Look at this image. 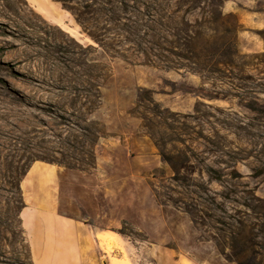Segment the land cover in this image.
<instances>
[{
    "label": "rangeland",
    "instance_id": "1",
    "mask_svg": "<svg viewBox=\"0 0 264 264\" xmlns=\"http://www.w3.org/2000/svg\"><path fill=\"white\" fill-rule=\"evenodd\" d=\"M70 1L111 50L0 0V103L29 128L0 170V264H32L19 217L32 163L56 170L58 214L129 242L100 237L115 264L152 249L264 264V0H126L127 33L106 0Z\"/></svg>",
    "mask_w": 264,
    "mask_h": 264
},
{
    "label": "crops",
    "instance_id": "2",
    "mask_svg": "<svg viewBox=\"0 0 264 264\" xmlns=\"http://www.w3.org/2000/svg\"><path fill=\"white\" fill-rule=\"evenodd\" d=\"M36 10L40 6L58 27L76 30L83 35L72 15L53 0H26ZM38 12V11H37ZM57 172L40 163H32L21 181L23 207L19 213L21 227L32 264H115L104 250L100 237L112 248L121 247L129 253V242L110 230L92 228L89 224L58 214L54 193ZM151 250V249H150ZM149 264H197L180 254L152 249ZM117 260H124L117 252ZM143 264V263H142ZM147 264V261L146 263Z\"/></svg>",
    "mask_w": 264,
    "mask_h": 264
},
{
    "label": "trees",
    "instance_id": "3",
    "mask_svg": "<svg viewBox=\"0 0 264 264\" xmlns=\"http://www.w3.org/2000/svg\"><path fill=\"white\" fill-rule=\"evenodd\" d=\"M56 3H60L62 9L68 11L76 21V23L81 27L83 32H85L91 39L99 43L102 47L107 48L109 50L110 46L108 47L107 44L104 42V36L100 32V30L95 29L94 27L90 28L89 24L87 23V16L89 14L93 15L92 11L89 12V6L83 5L80 7H75L71 5L70 0H53ZM105 7H101L98 11L103 14V18L106 23L112 24L115 30L119 32L127 33V21L129 18L127 17V7H126V0H118L116 4L112 2V0H106L104 2ZM214 12V11H213ZM212 12V13H213ZM215 15L211 18L212 23L222 26L224 23V19L222 18V13H218L215 10ZM95 22H98L95 19ZM118 34V33H117ZM194 40V38H192ZM190 49V48H189ZM194 50L192 49V52ZM195 55V53H194Z\"/></svg>",
    "mask_w": 264,
    "mask_h": 264
},
{
    "label": "bare ground",
    "instance_id": "4",
    "mask_svg": "<svg viewBox=\"0 0 264 264\" xmlns=\"http://www.w3.org/2000/svg\"><path fill=\"white\" fill-rule=\"evenodd\" d=\"M2 100L3 102L0 103V136L4 137V146H0V170L8 172V167L12 166L16 162V157L20 154L22 145L26 142V139L23 137V131L28 132L29 128L25 127L23 131L18 130V124L15 123L16 119L13 118L16 115V110H13L14 112L9 111V109L11 110L9 106L10 103H4L11 102L9 101V98H3ZM23 117L25 116H21V114H19V118L22 119Z\"/></svg>",
    "mask_w": 264,
    "mask_h": 264
}]
</instances>
